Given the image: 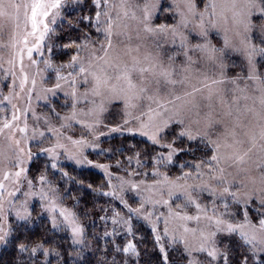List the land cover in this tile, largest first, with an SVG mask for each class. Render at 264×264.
<instances>
[{
  "label": "snow or ice",
  "instance_id": "snow-or-ice-1",
  "mask_svg": "<svg viewBox=\"0 0 264 264\" xmlns=\"http://www.w3.org/2000/svg\"><path fill=\"white\" fill-rule=\"evenodd\" d=\"M21 17V71L25 49L30 60L46 50L56 74L46 92L70 89V113L50 107L42 129L33 112L30 131V107L12 103L27 74L20 92L0 93L11 105L0 116L10 165L0 168V246L16 249L17 264H264V0H0V20L19 29ZM137 136L143 148L127 142ZM108 137L125 142L102 148ZM61 157L106 179L94 187ZM70 185L93 194L90 208Z\"/></svg>",
  "mask_w": 264,
  "mask_h": 264
},
{
  "label": "rangeland",
  "instance_id": "rangeland-1",
  "mask_svg": "<svg viewBox=\"0 0 264 264\" xmlns=\"http://www.w3.org/2000/svg\"><path fill=\"white\" fill-rule=\"evenodd\" d=\"M0 93L3 95H9L10 91L20 92L19 83L23 79L24 75L28 76V83L25 86V91L20 94L19 98L15 96L12 99V103L15 104L20 109H25L30 107V112L28 116V124L31 126L36 123V121L32 117V113L34 112L36 116L40 117L39 125L43 129L44 128V119L50 117V107L55 106L57 111L61 113V115H66L70 113V108L62 107L65 104V101L68 100V97L64 95V92L70 91L68 88H64L62 91L57 90V94L55 97L51 96L50 93H47L46 90L49 88H53L56 82V74L52 70H45V65L43 63L44 60L48 59L49 54L46 50H44V55L41 56L39 52L34 51L32 54V60H35L36 63L33 64L32 60L29 59L27 55V50L25 49L23 52V72L21 71V61H20V49L24 48L22 43L24 36V28H23V18L21 17V27L17 29L15 24L12 21L8 20H0ZM28 46H32V38L29 37ZM15 43V47L13 44ZM67 57L57 58L53 61L54 64H59L63 61H66ZM15 79L16 87L12 89V81ZM32 79H35V88L33 89L32 96L30 101L28 100L27 90L32 88ZM63 83V82H61ZM47 95L48 99H38L37 97H43ZM71 101H69L70 103ZM0 107L5 108L4 112H0V116L9 115L11 105H0ZM23 119V118H22ZM51 123L53 125L58 122L55 118H51ZM79 135V132L76 133ZM105 138H102V140ZM3 142V138L0 137V143ZM101 146V145H100ZM88 152L86 151V155ZM88 157V156H87ZM90 160V158L88 157ZM94 162V161H93ZM60 163H72L77 166L74 162L61 157ZM96 163V162H94ZM10 167L7 161H3L0 163V168ZM156 199H159V194L157 193ZM164 198V197H163ZM165 199V198H164ZM202 203H208L206 198H201ZM151 206V205H150ZM159 206V205H158ZM176 210V209H175ZM185 212V211H184ZM188 215H195L196 209H192L191 212H186ZM181 222H171L169 224L170 228L178 227V224ZM189 226H194L193 224H189Z\"/></svg>",
  "mask_w": 264,
  "mask_h": 264
},
{
  "label": "trees",
  "instance_id": "trees-1",
  "mask_svg": "<svg viewBox=\"0 0 264 264\" xmlns=\"http://www.w3.org/2000/svg\"><path fill=\"white\" fill-rule=\"evenodd\" d=\"M107 140V142L102 143L101 147L102 148H109V147H113L116 146L118 147L121 142H125L123 137H119L117 139H112V137H108L105 138ZM141 137H136L135 140H132V138H129V140L127 142H133V143H137L139 148H143L144 145L140 144L139 141L141 140ZM126 142V143H127ZM87 156L90 158V160L96 162V163H108V164H112L114 163V159L113 160H109L108 157L106 155H97L95 152H88ZM121 159H123L121 157ZM184 159H187V157H185ZM62 165L64 166V170L67 171L70 175L72 176H76L81 180H84L86 183H91L94 187L100 185L101 183L104 182V180L106 179L103 172L100 169L94 168V167H78L75 166L72 163H62ZM41 165L40 164H33L30 165V177L31 176H35L36 172H37V168H39ZM111 171L115 174V176L119 177V176H124L125 174L115 168H112ZM173 176L178 175L179 172L178 170H173V172L171 173ZM113 183H118L117 179H113L112 181ZM70 187H72L73 190V196H82L83 200L81 203V207H91V204L94 200V196L91 193H83V192H77L76 188L78 186L76 185H70ZM165 199H168V196L165 194L164 195ZM107 199V198H104ZM104 200H100V203H103ZM66 205L68 207H72V203L73 201L71 199L66 200ZM131 203V201H130ZM181 203L180 200H174L173 202V210H175V204H179ZM136 206V205H133ZM149 209H151V206H148ZM194 208H187L184 209L185 212H191V210ZM156 213L157 215H159L160 213H163L165 216H167V212L168 209L166 207H162V206H157L156 207ZM82 222L85 223L86 225L90 224V220H86L82 217ZM133 225L134 228L142 235H147L149 238V241L151 240V236H150V229L147 227V225H145L142 221H136L135 219L133 220ZM160 228H163V222L161 221L159 224ZM170 227V226H169ZM95 231H99L100 230V221L97 218V228L94 229ZM89 231H93V229L89 228ZM37 235H39V232H37ZM60 235H63L62 233ZM94 242H93V247H94ZM65 247H67V245H65ZM87 255H91L90 253H88ZM99 255V254H97ZM173 257H175V253L172 254ZM18 261V253L16 251V249H14L11 245L8 246H0V264H17ZM53 264H55V261H53ZM68 264H73V262L71 260H69ZM91 264H95V257L91 258ZM153 264H155V256H153Z\"/></svg>",
  "mask_w": 264,
  "mask_h": 264
}]
</instances>
